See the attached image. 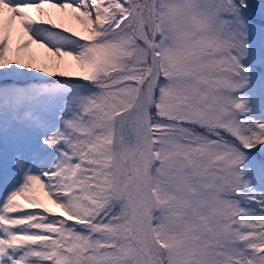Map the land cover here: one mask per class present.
Returning <instances> with one entry per match:
<instances>
[{"label":"snow or ice","instance_id":"6c2138e0","mask_svg":"<svg viewBox=\"0 0 264 264\" xmlns=\"http://www.w3.org/2000/svg\"><path fill=\"white\" fill-rule=\"evenodd\" d=\"M0 264H264V0H0Z\"/></svg>","mask_w":264,"mask_h":264}]
</instances>
